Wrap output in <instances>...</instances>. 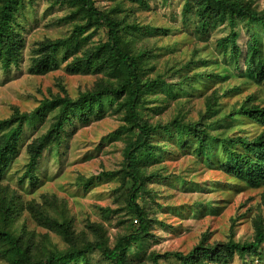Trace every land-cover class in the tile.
Here are the masks:
<instances>
[{
  "label": "rangeland",
  "instance_id": "374dc122",
  "mask_svg": "<svg viewBox=\"0 0 264 264\" xmlns=\"http://www.w3.org/2000/svg\"><path fill=\"white\" fill-rule=\"evenodd\" d=\"M244 1L258 10L264 8V0ZM184 3L95 0L100 10L110 12L120 22L127 49L137 56L142 53L139 72L152 85L143 90L137 110L143 120L161 126L149 139L153 155L144 156L140 163L144 184L138 201L151 226L149 234L133 248L131 258L136 264H152L154 254L160 256L158 264H184L168 252L187 254L201 242L254 241L258 225L264 226V184L249 187L211 166L191 147L175 141L172 123L175 119L202 123L219 138L237 134L253 137L264 132L259 122L244 115L232 116L244 103L264 106V81L243 73L244 66L240 69L233 61L231 46L223 45V38L236 32V40L245 50L251 36L256 35L264 56V24L244 19H238L236 25L218 21L203 31L201 17L185 14ZM19 7L16 26L25 46L16 64L7 71L0 69V118L17 109L31 111L46 98L77 99L84 92L117 84L116 67L94 65L88 71H74L70 66L107 42L108 29L102 22H88L69 0H24ZM133 25L148 28L149 33L139 35ZM75 31L77 44L68 58H62L61 51L56 68L44 74L30 72L41 43L68 38ZM159 81L165 84H156ZM123 98L110 101L102 118L71 135L68 129L60 144L53 141L48 155L42 157L36 185L21 177L28 158L26 146L47 132L53 114L37 123V128L26 126L19 153L6 172L5 184L38 212L70 223L81 245L97 238L114 246L122 235L139 227L135 212L128 206L133 182L125 168V150L137 132L126 109L119 105ZM23 222L33 250L68 247L63 236L39 224L29 208L21 212L17 224ZM0 264L14 263L0 254ZM67 264L113 263L99 250H92ZM204 264L225 263L205 258ZM227 264H264V245L257 253H235Z\"/></svg>",
  "mask_w": 264,
  "mask_h": 264
},
{
  "label": "trees",
  "instance_id": "16d2710c",
  "mask_svg": "<svg viewBox=\"0 0 264 264\" xmlns=\"http://www.w3.org/2000/svg\"><path fill=\"white\" fill-rule=\"evenodd\" d=\"M67 1V0H58ZM77 5L76 13H82L88 22H102L107 32V42L97 45L87 57L77 58L71 63L74 71H88L94 65L101 68L116 67L118 82L115 86L105 85L94 91L82 93L77 99L68 96H57L44 99L31 111L16 110L7 118H0V254L14 264H67L71 259H76L88 251L99 250L113 264H136L131 258L133 248L141 238L149 234L151 220L146 215L145 209L140 205L138 198L143 191V176L140 173L141 158L151 157L153 149L150 146L152 132L161 130V126H152L143 120L137 110L144 89H148L150 82L143 79L140 70V55L133 54L127 49L123 41L120 22L110 12L100 10L95 0H69ZM24 0L0 1V69L9 70L16 64L23 47L25 38L16 26V13L20 11L19 5ZM183 11L191 16L201 17L200 29L209 30L211 22L229 21L236 25L238 19L247 20L249 23L264 24V8L258 10L244 0H185ZM83 26H79L81 28ZM87 27V26H84ZM139 35L149 33L148 28H140ZM80 30V29H79ZM75 34L68 38L46 41L37 49V57L33 59L31 73L44 74L57 67L58 57L63 51L62 58L66 59L73 53V46L77 44ZM238 33L232 32L223 38L225 47L231 46V55L235 65L244 72L255 75L258 81H264V56L256 35H252L243 50L238 44ZM160 86L165 81L156 82ZM174 88H172L173 90ZM124 97V98H123ZM123 101L119 104L121 109H126L127 118L135 138L131 139L126 150V172L133 184L129 190L128 206L135 212L139 227L134 231L122 235L114 246H109L105 241L97 238L86 240L83 245L75 236L68 222H59L37 211L31 203H25L19 192L11 189L4 183L6 172L17 157L22 136L26 126L44 122L53 114V122L44 134L35 136L26 146L27 162L25 164L22 180L29 179L31 184L39 182V169L42 157L48 155L53 141H62L69 129L70 135L80 127L86 126L92 120L103 117L107 104L115 100ZM244 115L253 121L264 125V106L253 103H244L232 112V116ZM176 130V142L182 146L191 147L192 152L198 157H204L207 162L220 168L222 172L231 175L239 183L249 187H258L264 184V132L249 137L237 134L219 138L212 135L207 126L198 122L183 123L173 120ZM164 126L162 127V129ZM223 154V157L220 155ZM29 208L39 224L56 229L68 247L63 250L52 249L47 252L33 250V240L29 235L25 222L17 224L21 212ZM264 245V226L259 224L254 241L235 242L230 240L221 244L205 245L203 242L195 246L187 254L182 252L172 253L184 264H204L205 258L209 261H220L225 264L233 258L235 253H257ZM158 254L152 255V264H158Z\"/></svg>",
  "mask_w": 264,
  "mask_h": 264
}]
</instances>
